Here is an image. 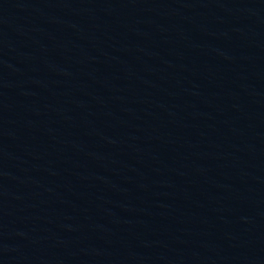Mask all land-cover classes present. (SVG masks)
Masks as SVG:
<instances>
[{
  "label": "water",
  "instance_id": "95a60500",
  "mask_svg": "<svg viewBox=\"0 0 264 264\" xmlns=\"http://www.w3.org/2000/svg\"><path fill=\"white\" fill-rule=\"evenodd\" d=\"M0 264H264V0H0Z\"/></svg>",
  "mask_w": 264,
  "mask_h": 264
}]
</instances>
